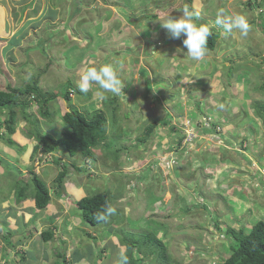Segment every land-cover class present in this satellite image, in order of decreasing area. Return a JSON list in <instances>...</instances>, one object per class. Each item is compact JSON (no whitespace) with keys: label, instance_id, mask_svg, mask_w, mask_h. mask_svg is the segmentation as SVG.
<instances>
[{"label":"rangeland","instance_id":"rangeland-1","mask_svg":"<svg viewBox=\"0 0 264 264\" xmlns=\"http://www.w3.org/2000/svg\"><path fill=\"white\" fill-rule=\"evenodd\" d=\"M185 6L199 10V22L217 34L203 61H192L183 37L160 27L158 19ZM220 10L245 14L247 37L215 25ZM115 61L123 93L100 101L96 85L80 92L84 68ZM37 78L49 92L63 93L69 82L75 88L70 101L59 95L49 102L48 116L36 102L18 106L13 134L5 127L9 111L0 110V264H62L64 257L118 264L119 249L127 250L120 235L140 238L150 230L173 264H219L230 251L228 227L249 232L264 220V121L255 107L264 100V0H0V89ZM69 104L103 110L107 138L95 160L56 153L69 163L56 196L60 167L36 147L33 121L57 137L68 129L62 116ZM31 168L52 194L44 209L32 197L15 201L16 183ZM101 191L117 212L107 224H86L76 203ZM7 229L15 246L4 242ZM46 229L54 231L49 241Z\"/></svg>","mask_w":264,"mask_h":264},{"label":"trees","instance_id":"trees-1","mask_svg":"<svg viewBox=\"0 0 264 264\" xmlns=\"http://www.w3.org/2000/svg\"><path fill=\"white\" fill-rule=\"evenodd\" d=\"M79 5V4H78ZM217 34L212 31V35L208 40V48L214 49L216 47ZM264 88V80H263ZM69 88H75L69 82L63 93L49 92L44 90L38 83V78L24 86L9 85L7 90L0 89V110H8L9 115L6 118L5 127L8 133L13 134L17 127V107L22 108L31 107L36 102L45 116L50 115L48 109L49 102L56 99L59 95H63L64 99L70 101ZM78 89V88H77ZM258 116L264 121V100L258 101L255 104ZM69 110L63 114V121L68 129L61 132L57 137L43 133L38 126L37 121H33L35 125V132L33 137L36 140V147H42L45 153L52 154V161H54L60 170L54 179L55 195L62 194V187L68 176L69 163L63 161V158L57 156V152H65L71 157L82 156L88 160H95L96 155L94 149L105 143L107 138V115L101 109L94 111H83L78 107L69 104ZM4 114V113H3ZM25 117H28L25 115ZM31 120V119H30ZM159 121L155 120L146 127V134L140 141H144L150 137ZM0 126L2 124L0 123ZM1 135V134H0ZM10 143L15 141L8 138ZM117 149L114 157H118ZM243 156V155H242ZM76 167L81 168L76 165ZM27 177H30L31 181ZM16 204H20L28 198H33L38 209H44L50 203L52 194L46 181L30 169L28 175L16 183ZM112 196L108 192H97L90 196H84L77 201L76 205L80 210L83 221L86 224L101 225L107 224L111 221L112 216L106 222H101L96 219V214L102 211L106 204H112ZM113 205V204H112ZM206 207H208L206 205ZM221 230L220 226H217ZM8 230V229H7ZM127 231V230H126ZM4 242L7 245L15 246L16 243L12 240V234L8 230L1 233ZM226 236L230 238L228 244L229 255L221 260L219 264H264V220H258L249 232H245L243 228L236 229L228 227ZM43 240L49 241L54 237V231L46 229L42 232ZM121 243L127 247L126 253L129 258V264H145L146 257H153L152 264H173L170 259V254L167 245L157 235V231L150 230L143 232L140 238H133L127 234L120 235ZM3 248V247H2ZM63 257L62 255H59ZM138 256V257H136ZM25 257V255H24ZM23 257V259H24ZM62 264H72L66 257L63 258Z\"/></svg>","mask_w":264,"mask_h":264},{"label":"clouds","instance_id":"clouds-1","mask_svg":"<svg viewBox=\"0 0 264 264\" xmlns=\"http://www.w3.org/2000/svg\"><path fill=\"white\" fill-rule=\"evenodd\" d=\"M201 12L185 6L179 10L178 15H169L159 20L160 27L173 39L183 37V48L192 61H203L208 54V40L212 35V28L208 23L199 22ZM215 25L221 26L225 34L239 33L247 37L251 30L249 19L245 14L233 12L226 13L220 10L216 13ZM122 66L118 61L101 63L84 68L79 75L77 86L81 93H88L96 85L101 91L94 92V96L103 101L106 94L120 95L124 92L125 79L121 77ZM117 208L106 204L104 209L96 214V219L106 222L115 215ZM92 235V234H91ZM93 236V235H92ZM118 264H129V258L124 248L118 252Z\"/></svg>","mask_w":264,"mask_h":264}]
</instances>
